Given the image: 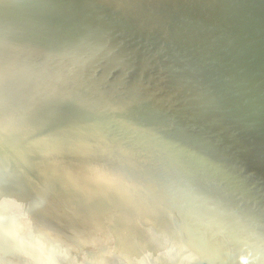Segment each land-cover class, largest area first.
Wrapping results in <instances>:
<instances>
[{"label": "bare ground", "instance_id": "1", "mask_svg": "<svg viewBox=\"0 0 264 264\" xmlns=\"http://www.w3.org/2000/svg\"><path fill=\"white\" fill-rule=\"evenodd\" d=\"M188 1L162 0L161 6L164 9L174 8L180 14L183 10L195 12L194 8L204 7L203 13L207 11V16L204 22L201 21V25L208 38L200 34L199 41L206 46V40H209L208 43L220 55L215 59L229 63L228 68L240 73L247 68L250 72V67L254 71L262 68L257 59V43L253 44L252 38L247 36L238 38L234 43L230 42L234 36L250 35L248 25L227 27L226 22L228 16L237 19L246 14L250 9L247 5L250 0H243V3L237 0L232 4L229 0H190L191 4ZM120 12L118 9L114 18ZM168 12L166 17L173 18L174 15ZM221 16L226 20L220 21ZM186 35L187 38L177 41L170 31L159 28L153 32L154 38L144 37V40L150 41L148 50H154L151 54L147 55L145 51L141 58L133 62L128 61V53H118L121 57L119 60L123 62L122 67H125L124 87L131 86L130 78L135 79L138 93L145 101L144 110L148 111L145 114L153 115L158 112L162 103L166 104L171 111L168 116L173 130L180 126L177 121L181 118L178 117L181 113L178 114L180 105L176 101L173 106L170 100L163 98L158 90V85L161 84L159 79L164 78L162 87L168 92L176 91L181 100L193 103V99H186L181 94H185L182 87L186 85H178L174 77L181 76L182 73L190 76L188 68L195 65L197 73L200 70L206 72L207 76L204 78L212 81L227 74V69L221 66L213 68L216 65L214 60L212 66L203 67L204 62H211L199 59V55L205 57L208 53L211 54L214 52L211 48L207 49L208 53H202L200 48L186 56L184 52L174 54L166 47L175 43L176 48H182L180 43L185 45L192 36ZM121 36L117 37L124 40ZM229 42L230 45L227 46ZM241 43H248L247 48L242 47ZM137 44L134 42L129 50H134ZM125 46L129 47V42ZM250 47L253 50L250 51ZM102 60L105 63L101 66L92 67L97 71L93 80L106 74L104 68L108 66L107 62H112L115 66L113 56L100 55L94 59L97 63ZM200 60L202 62L198 63ZM79 64L84 67L72 66L74 74L86 70V63ZM184 65L187 69H184ZM172 66L177 69L172 71ZM144 67L152 72L148 74L149 71L142 70ZM117 71L110 75V82L120 85ZM244 74L247 75L245 72ZM247 76L249 79L250 74ZM191 79L199 81L197 78ZM236 86L237 84H222L219 88L210 85L211 90L203 91V105L195 107L211 108L215 105L208 104L216 102L223 108V114L217 112L220 116L210 121H206V113L209 111H202L199 123H206L209 132L216 138V145L220 146L216 154H221L219 162L225 167H233L236 159L242 163L250 162V127L264 124V77L253 85V94L258 98L241 106L242 109L250 106V109H239L238 117L231 113L239 99H242L238 95L245 92H240ZM157 90L161 97L154 93ZM118 91L125 94L126 99H130L129 93L123 88ZM94 92L106 113L116 121L115 126L122 124L121 114L105 97V91L98 89ZM235 97H238L237 100ZM111 101L118 104L114 99ZM185 114L191 119L194 117ZM0 119L6 123L0 134V166L3 169L0 176V213L11 217L10 229L15 234H18L16 229H20L22 224L32 226L35 234L30 241L51 257L56 258L52 254L57 252L69 264H155L153 258L162 264H222L219 254L210 247L206 233L223 225L227 233L223 235L228 242L233 264H264V244L258 237V224L264 219L256 217L258 220L251 233L252 238H247L245 224L250 222V205L247 204L250 200L240 193L237 195L238 207H233L231 202L237 187L235 180L229 170L222 167L217 172L204 163L208 160V151H200L198 156L203 160L196 156L194 164L183 161L187 153H182L181 150H178L179 160L170 161L166 158L170 153L164 155L158 133L156 137L151 127H145L144 130L130 133L135 151L134 163L131 164L125 160L126 157L115 154L111 148L113 142L106 139L102 128L92 121L80 119L61 124H42L26 113L11 108L1 95ZM53 128L59 132L58 135L54 131L52 133ZM77 154H88L87 161L93 164H81ZM200 174L205 175L204 179L208 182H202ZM229 203L235 209L234 213L227 212L229 210L226 205ZM170 207L175 210L177 219L171 217ZM217 207L219 213L216 212ZM188 212L195 214L200 223L196 233L192 235L181 220V216H186ZM99 227L102 229L103 239L97 236ZM14 233L0 222V264H43L26 243V234L21 233L26 241L24 242L18 238L21 237L19 234L16 237Z\"/></svg>", "mask_w": 264, "mask_h": 264}, {"label": "water", "instance_id": "2", "mask_svg": "<svg viewBox=\"0 0 264 264\" xmlns=\"http://www.w3.org/2000/svg\"><path fill=\"white\" fill-rule=\"evenodd\" d=\"M229 2L232 4L236 3L237 0H229ZM238 2L243 3L244 1L238 0ZM162 3V0H0V95L8 101L11 108L26 113L42 124L54 122L61 124L80 119L92 121L96 126L102 128L104 137L113 142L111 148L115 154L121 155L123 158L126 157L125 160L131 164L134 163L135 151L132 140H130L132 135L130 133L144 130L145 127H151L154 135L158 133L164 155L170 153L166 156L170 161L179 160L178 150H181L182 153L184 151L187 153L183 161L194 164L196 156L203 160L201 156H198L199 153L208 151V160L204 163L212 166L217 172H220L222 167L226 171L229 170L235 180L237 187L231 202L233 207H238L237 200L239 197L237 195L240 193L249 198L250 201L247 204L250 205L251 213L248 215L250 222L245 224V236L252 238L251 233L254 230V225H257L255 221L258 220L256 217L264 219V124H255L250 127V162L242 163L236 159L233 167H225L220 163L221 152H218L220 155L216 154L217 148L220 147L216 145V138L209 132L206 123H199V116L202 111L206 109L209 111L206 113V121H210L222 115L223 108L218 106L216 102L208 104L215 105L211 108L195 107L203 105L205 102L202 101V94L205 93L203 91L211 90L210 85L221 88L222 84H237L236 88L240 92H245L238 95L242 99H239L236 107L234 106L235 110L231 113L232 115L235 114V117L239 116L241 106H245L253 98H258L256 94H253V90H255L253 85L257 80L264 77V0H250L247 4L250 9L240 18L227 17V27L248 25L247 27L250 28V35L234 36L230 42L234 43L238 38L243 39L248 36L254 40L253 44L257 43L256 49L259 51L257 59L262 68L254 71V68L250 67V72L247 68L241 73L233 70V68H228L229 63L225 64L215 59L220 55L214 51L212 44L208 43L209 40H206L208 41L206 46L199 41L200 34L206 39L208 38L204 26L201 25V21L204 22L207 16V11L203 13L204 7L194 8L196 9L195 12L183 10L180 14L174 8L164 9L161 6ZM188 3L191 4L190 0ZM118 9L121 11L120 15L114 18L113 15ZM168 11L174 15L173 18L166 17ZM224 19L221 16L220 21ZM159 28L170 31L177 41L187 38L186 34L192 35L185 45L180 43L182 48H176L175 43L166 46L174 54L184 52L187 56V54L194 53L200 48H202V53L204 51L208 53L207 49L211 48L214 52L208 53L207 57L199 55V59H208V62H211V64H204V62L203 67L212 66L214 60L216 65L213 68L221 66L227 69V74H222L213 81L204 78L207 76L206 72L200 70L197 73L196 65L188 68L190 76L182 73L181 76L174 77L178 85H186L184 88L182 87L186 95L181 94L186 99H193V103L181 100L176 91L174 93L168 92L162 87L164 78L159 79L161 84L158 85V90L163 94V98L170 100L173 106H175L176 101L180 105L178 106V114L181 113L178 117L181 118L177 120L180 126L174 127V130L168 116L171 111L168 110L166 104L162 103L158 112L153 115L145 114L147 111L144 110L145 101L138 93L135 79L130 78L131 86L124 87L123 79L126 78V75L123 72L125 67H122L123 62L119 60L121 57L118 55L119 52L128 53V61L135 62L136 59L141 58L143 52L146 51L147 55L151 54L154 50L153 48L148 50L150 46L148 42L150 41L144 40V37L154 38L153 32ZM119 35H122L124 40L118 38ZM128 42L130 46L126 47ZM134 42L138 44L134 50L130 51L129 49ZM230 42L227 46L230 45ZM247 44L241 43V46L247 48ZM250 46L252 45L250 44ZM187 49L189 52H186ZM251 50L253 49L250 47ZM100 55H104V57L113 56L112 61H114L115 66L112 62H107L108 66L104 68L106 74L93 80L97 71L93 70L92 67L101 66L102 63H105L104 60L99 63L94 61ZM201 60L198 63H201ZM80 62L86 63V70L83 73L74 74L72 66L84 67V65L79 64ZM176 69L177 67H171L172 71ZM184 69H187L185 65ZM142 70L149 71L148 74L151 71L148 67H144ZM116 71L120 85L114 81L110 82L112 81L110 75ZM244 72L247 75L250 74L249 79ZM223 77L230 79V81H225ZM180 78L185 79L180 80ZM191 78H197L199 81ZM121 88L129 93L130 99H126L125 94L118 91ZM148 88L153 91L151 87ZM98 89L105 91V97L112 105L114 104L113 106L121 114L120 121L122 124L119 126H115L116 121L110 118L96 96L94 91ZM158 90L154 91L156 95H160ZM237 98L235 97L236 100ZM111 99H114L118 104L112 102ZM238 103H242V105H237ZM245 109H250V106L244 107L242 110ZM185 113L194 115L193 119L186 117ZM5 126L6 123L0 119V134ZM53 129L52 133L54 131L55 135H58L59 132L55 128ZM77 157L83 165L93 164L87 161L88 154H77ZM125 166L128 168L127 164ZM2 173L3 169L0 166V176ZM200 175L203 177L202 182H208L204 179L205 175ZM229 205L230 203L226 205L227 210H229L227 212L234 213L235 209ZM169 210L171 217L177 219L175 210L172 207ZM216 212H220L218 207ZM181 220L186 224L190 235L196 233L200 226L198 218L192 212H188L186 216H181ZM0 222L7 225L12 233L15 232L11 230L12 228L10 229L12 223L10 216L0 213ZM258 225L260 233L258 237L264 244V220ZM222 226L208 230L206 233L207 240L210 247L221 257L222 264H233L228 242L223 235V233H227L225 227ZM100 227L97 228L96 232L98 233L97 236L103 239ZM16 231L21 237L14 233L15 236L23 241L21 233L26 234L27 237L25 238L28 242H24L32 247L43 264H69L63 261L57 252L52 254L56 257L53 258L33 241H30L32 235L35 234H33L32 226L22 224L20 229H16ZM152 260L155 264H162L155 258Z\"/></svg>", "mask_w": 264, "mask_h": 264}]
</instances>
